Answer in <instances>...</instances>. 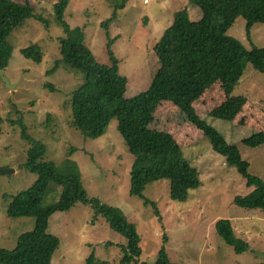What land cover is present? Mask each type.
Masks as SVG:
<instances>
[{
  "label": "rangeland",
  "instance_id": "obj_1",
  "mask_svg": "<svg viewBox=\"0 0 264 264\" xmlns=\"http://www.w3.org/2000/svg\"><path fill=\"white\" fill-rule=\"evenodd\" d=\"M14 1H27L34 14L47 23L31 17L8 38L13 51L4 73L14 89L0 78V119L4 122L0 125V170L10 169L12 173H0V248L13 250L17 239L36 226L35 219L7 217L12 197L37 180L36 174L22 167L30 145L21 139L20 127L12 124L22 121L28 134L47 147L45 159L58 167L68 157L77 162L89 198L115 207L136 226L141 236L139 262L156 263L165 248L177 264L264 263V212L234 205L236 197L250 195L253 188L248 187L236 167L213 151L207 134L193 127L187 115L171 102L159 106L152 131L169 140L185 165L197 170L200 186L190 191L186 203H178L171 199L169 179L151 183L145 197L157 203L158 210L130 195L129 173L134 157L117 131V121L98 140L85 139L72 128L71 93L86 81V73L62 61L59 39L64 32L56 21L58 1ZM120 2L70 0L64 13L69 26L84 28L85 44L101 64H111L101 25L112 18ZM183 10L194 21L202 18L201 10L191 0H129L117 10L110 34L116 39L112 50L119 60V74L126 79L125 99L152 87L162 69L155 47ZM227 34L250 50L264 47V23L256 24L249 32L247 20L239 17ZM33 45L43 52L41 63L25 58L21 52ZM237 97L247 99V103L233 122L212 117V112L227 100L219 81L193 107L203 122L238 147L251 165L250 172L264 180V141L257 148L244 143L256 135L264 140V74L250 65L231 94V98ZM61 192V186L51 183L44 207L56 205ZM224 220L231 221L236 236L248 242L251 250L238 254L219 237L215 224ZM48 234L61 242L52 264H90L91 255L119 264L120 246L127 242L103 217H96L91 206L83 204L50 218Z\"/></svg>",
  "mask_w": 264,
  "mask_h": 264
},
{
  "label": "trees",
  "instance_id": "obj_2",
  "mask_svg": "<svg viewBox=\"0 0 264 264\" xmlns=\"http://www.w3.org/2000/svg\"><path fill=\"white\" fill-rule=\"evenodd\" d=\"M57 1L56 21L64 32L59 39L62 61L86 73V81L71 93L72 128L85 139L98 140L107 134L111 123L117 121V131L128 153L134 157L129 173L130 195L144 201L147 207L153 206L158 210L157 203L145 197L151 183L169 179L171 199L178 203H186L190 191L200 186L197 170L185 165L169 140L152 131L159 106L171 102L187 115L193 127L207 134L213 151L236 167L247 180L248 187L253 188L250 195L236 197L234 205L244 210L264 212V180L250 172L251 165L244 160L238 147L229 144L222 134L203 122L193 107L219 81L227 100L212 112V117L233 122L244 111L247 99L231 98V94L250 65L264 74V47L250 50L227 33L239 17L247 20L249 32L256 24L264 23V0H191L201 10L202 18L192 20L187 10L176 14L173 25L155 47L162 69L147 92L130 99L124 98L126 79L119 74V60L112 50L116 39L110 34V24L117 17V10H122L129 0H121L115 6L112 18L101 25L108 41L109 65L99 63L85 44L84 28H72L66 22L64 13L70 0ZM31 17L47 23L34 14L27 1L0 0V69L3 71L13 51L9 36ZM21 52L36 63L43 60V52L38 45ZM3 123L0 119V125ZM12 124L20 127L21 139L30 145L22 167L36 174L37 180L12 197L7 217L13 220L35 219L36 226L34 231L17 239L13 250L0 248V264H52L61 242L57 236L48 234L49 220L57 213L71 211L78 204L91 206L96 217H103L112 230L126 239V244L120 246L122 257L119 264H177L171 261L165 248L156 263L139 262L142 248L136 226L115 207L89 198L77 162L68 157L58 167L55 162L45 159L47 147L28 134L22 121ZM263 141L256 135L244 143L257 148ZM51 183L62 187L61 197L56 205L44 207ZM157 214L160 215L159 212ZM215 227L219 237L236 253L244 254L251 250L248 242L236 236L231 221L216 222ZM88 261L90 264H109L94 255Z\"/></svg>",
  "mask_w": 264,
  "mask_h": 264
},
{
  "label": "water",
  "instance_id": "obj_3",
  "mask_svg": "<svg viewBox=\"0 0 264 264\" xmlns=\"http://www.w3.org/2000/svg\"><path fill=\"white\" fill-rule=\"evenodd\" d=\"M0 78L2 79V81L4 82V84L10 88V89H14L13 86L10 85V82L9 80L7 79L4 71L2 69H0ZM0 173H5V174H9V173H12V170L10 169H3V170H0Z\"/></svg>",
  "mask_w": 264,
  "mask_h": 264
}]
</instances>
